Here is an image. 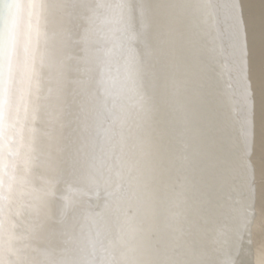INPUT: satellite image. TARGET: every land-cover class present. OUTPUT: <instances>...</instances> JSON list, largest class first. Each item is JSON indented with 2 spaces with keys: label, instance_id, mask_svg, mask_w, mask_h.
Instances as JSON below:
<instances>
[{
  "label": "bare ground",
  "instance_id": "obj_1",
  "mask_svg": "<svg viewBox=\"0 0 264 264\" xmlns=\"http://www.w3.org/2000/svg\"><path fill=\"white\" fill-rule=\"evenodd\" d=\"M29 2L41 6L32 16ZM52 3L23 0L18 15L14 0H0V36L15 21L18 40L16 74L9 90L0 153L4 178L0 188L3 264H34V221L42 210H49V201H45L53 186L61 184L54 197L57 201L71 185L67 179L62 182L64 177L56 173L60 169L53 171L48 163L52 161L49 148L62 144L67 156V147L64 140L53 143L52 113L49 116L50 112L45 114L44 110L48 94L39 87L43 78L40 66L46 57L43 36L48 35L43 13L53 8ZM64 3L68 14L70 9L74 11L72 0ZM164 8L162 33L167 37V50L163 63L151 51L154 59L147 72L149 79L155 75L161 79L160 90L151 83L138 87L140 75L146 72L142 70L139 75L142 67L137 61L130 67L131 73L118 75V91L111 97L121 116L102 112V101L97 103V99L87 105V118L93 120L91 105L97 103L95 113H102L98 118L105 134L122 127L129 136L125 143L116 145L117 165L105 166L100 180L88 183L96 193L77 216L79 243L86 245L85 235L92 234L90 220L94 221L93 229L98 225L100 231L105 230V222L111 221L120 229V244L126 247L124 264H264V0H156L149 13L161 19ZM189 15L195 20L194 30L191 26L184 30V25H191L190 19H184ZM47 40L50 45L51 38ZM28 66L34 69L31 84ZM162 92V103H171L169 118L177 116L175 128L179 126L178 131L173 130L176 143L173 140L169 163L161 147L169 140L168 125L174 122L162 123L158 133L164 130L165 135L158 142L161 135L156 136L159 127L153 116L154 107L161 102L156 101V95ZM143 97H148L147 101ZM144 109L149 110L146 117ZM148 116H153L152 122ZM73 120L76 126L78 121ZM21 122L25 124L22 140L17 135ZM93 124L97 125V120ZM29 125L35 128L34 133L28 131ZM29 143L30 154L26 147ZM103 145H108L107 141ZM68 155L70 162L77 156L72 149ZM66 160L61 161L63 170ZM78 163L79 167L69 166L68 177L86 170L87 163L79 162V158ZM121 169L127 174L125 181L115 177L122 175ZM49 173L51 179L47 180ZM156 176L162 181L159 190ZM111 190L116 191L113 199L105 196ZM102 198L103 206L110 199L115 201L111 211L106 212L103 206L94 211ZM56 201L51 214L61 222ZM62 252L66 254L62 256L64 264L70 256H76L78 264H94L93 251L88 247L81 249L78 244L75 248L66 243ZM51 260L48 256L41 264Z\"/></svg>",
  "mask_w": 264,
  "mask_h": 264
},
{
  "label": "water",
  "instance_id": "obj_2",
  "mask_svg": "<svg viewBox=\"0 0 264 264\" xmlns=\"http://www.w3.org/2000/svg\"><path fill=\"white\" fill-rule=\"evenodd\" d=\"M64 1L52 0L53 8H49V11L46 10V13H43L45 19V21L43 19L44 30H46V34L48 32V35L45 36L44 34L43 36V41L45 39L46 57H44L43 64L39 65V72L43 77L41 78L39 75V87L40 91L44 90V95L48 94L45 98V100L47 99V103H45L47 108H44V110L45 114L50 112L49 116L52 113L53 126L50 127L49 125L48 127L52 130L53 143L57 140L62 143V140H64L67 147V156L64 154L66 150H64L62 144L56 148L55 145L49 148L48 151L51 154L52 161L50 159L48 163L53 166V171L60 169L56 173H60L64 177L62 182L67 179L71 185L67 193L62 198L57 199V201L54 197L57 193V188L61 184L53 186L45 201L46 203L49 201V210H42L41 215L34 221V228L36 229L34 240L32 241L36 256L34 264L45 262L44 260L48 256L53 260L46 264H64L62 263V256L66 254L63 255L62 249H65L66 243L71 244L75 248L79 244L81 249H83V246L91 249L93 251L94 264H124L125 255L127 254L124 248L126 247L120 244V229L115 226V223L112 226L111 221L110 223L105 222V230L100 231L97 229L98 225H96V229H93L92 223L94 224V221L89 219L93 230L92 234H89V236L85 235L86 245L79 243L81 236L78 234L80 231L77 229L76 219L80 212L83 213V208L87 201H91L92 197H95L93 195L96 191L92 186L88 185V183H92L91 181L86 180V183L84 182L85 180L81 179L80 172L75 173V176L72 174L71 177H68L67 173L69 166L73 167L75 165L79 167V163L77 164L78 158L79 162L87 163L85 165L86 170L93 160L97 161L98 167L99 162L103 161L104 167L96 173V181H98L103 176L100 175V172L105 173V166H110L112 163L116 166L117 162H119L116 145L121 142L125 143L129 132L121 127L119 130L111 131L112 134L110 130L107 131L108 135L105 134V129L99 125L98 117L102 113L99 111L98 114L95 113L96 105L102 101V112L108 115L116 114L121 116L120 113L122 112L119 109L116 110L115 104L111 103L115 102V99L111 97H115L114 94L118 91L117 84H120L118 75L122 76L125 72L131 73L130 67L137 61H139L138 65L142 67L139 75L142 70L146 72V74L140 75L141 86L138 87L148 86L151 83L150 85H155L156 89L160 90L161 79L155 78L156 75L149 79L150 76L147 75V72L149 71L150 62L154 59L151 51L154 56H158L157 61L163 63V55H165L164 52L167 50L164 45V42H167V37L164 31L162 33L166 8H164L160 19V15L158 17L156 13H149V10L153 11L151 9L152 6H156V0H72L74 11L70 9L69 15L66 12L67 4ZM189 16V18L185 16L184 19H190L191 25H184V30H187L190 26L193 30L194 28L196 29L194 18L191 15ZM49 37L51 38L50 45L48 40L46 42ZM161 72H158L159 76H161ZM143 75L146 76L142 78ZM163 95H165L163 92L160 96L156 95V101H161ZM96 99L98 100L97 103L95 102L91 105L90 117L93 120H88L87 110L89 102ZM143 99L147 101L148 97H143ZM143 99H140L142 103L145 102ZM104 101H106V104ZM158 103L159 106L154 107L153 112V116L156 117V126L159 127L158 131H156V136L161 135L158 138V142L165 135L164 130H162V133H158L159 129L162 128V123L167 121L174 122L172 125H168L169 127H167L166 131L169 140L161 147V149H164V155H166V160L168 159L169 163L168 157L173 154L174 144L176 143V136L173 134H175L174 131L179 129L178 125V128H175L176 123H178L176 118L178 120V117L172 115L171 119L169 118L171 115L168 109L170 102L168 104L162 103V101ZM152 107L149 108L151 109ZM141 108L139 109L143 110ZM147 109H144L143 115L145 117L149 114ZM153 116H148L149 118L151 117V122L153 121ZM73 118L78 121L76 126H73ZM96 120L97 125H94L95 123L91 125ZM135 129L133 132H135ZM104 140L108 143V145H105L106 147L103 145ZM173 140H175V143ZM89 145L91 146L90 150L88 149ZM69 149L76 152L77 156L75 159L72 158L75 161H69ZM84 153H86V156ZM64 158H67L68 164L63 170L61 161ZM124 166L125 163L123 164ZM48 170L50 172V169ZM121 171L122 175L119 174L115 177H120L121 180L125 181L127 174L124 170L121 169ZM160 178V176H156V190L160 188L158 184L162 183ZM48 179H51L50 173L47 177ZM111 180H113L112 176ZM84 184L86 187H84ZM109 193H112V195H109ZM115 195L116 191L111 190L105 196L113 199ZM103 200L104 198L99 203L100 207L103 206ZM55 201L60 210L61 222L55 218V215L52 221L51 211H54L55 206L53 203ZM113 203L115 204V201L113 202L110 199L109 205L103 206L106 212L111 211ZM86 213L90 214V211L88 210ZM167 235L168 233L165 232L164 236L167 237ZM167 243L165 241L166 246ZM0 246H2L1 243ZM72 258L70 256L67 264H78L76 256Z\"/></svg>",
  "mask_w": 264,
  "mask_h": 264
},
{
  "label": "snow or ice",
  "instance_id": "obj_3",
  "mask_svg": "<svg viewBox=\"0 0 264 264\" xmlns=\"http://www.w3.org/2000/svg\"><path fill=\"white\" fill-rule=\"evenodd\" d=\"M14 3L16 5L17 14L19 15L21 9L24 7L23 0H14ZM27 7L30 9L29 15L32 16L35 14V10L40 5L29 2ZM17 48H18V40L16 35V24L15 21L11 24V26L8 28L7 32L0 36V153H2L3 146L2 142L4 140V129H5V117H6V110L8 109V106L10 104V87L12 84V81L15 78L16 74V61H17ZM25 52H28L27 45L25 46ZM28 82L29 84L32 83V76L34 75V69L31 66H28ZM38 82L36 83V92L38 93ZM19 108H17V111ZM24 111L27 113L28 111V105L25 101L24 104ZM35 113L33 112L32 115V125L35 123ZM29 125L28 131L30 133L35 132V128ZM25 124L24 122H21L20 128L17 130V135L21 136V140L23 139V131H24ZM23 146V145H22ZM28 154L32 151V145L29 143L27 146ZM30 163V160H26V164ZM104 167V162H99V167L97 164V161L93 160L87 170H81L80 176L82 180H88V181H95L97 179L96 173L100 171ZM3 163L2 160H0V188H3L4 186V178H3ZM100 175H103V172H100ZM109 195H112V193H109ZM3 199V196L0 195V200ZM0 215H2V208H0ZM0 227H2V220H0ZM0 264H3L2 261H0Z\"/></svg>",
  "mask_w": 264,
  "mask_h": 264
},
{
  "label": "rangeland",
  "instance_id": "obj_4",
  "mask_svg": "<svg viewBox=\"0 0 264 264\" xmlns=\"http://www.w3.org/2000/svg\"><path fill=\"white\" fill-rule=\"evenodd\" d=\"M99 205H100V204H98V205L94 208V211H95V212H98V211L102 208V206L100 207Z\"/></svg>",
  "mask_w": 264,
  "mask_h": 264
}]
</instances>
